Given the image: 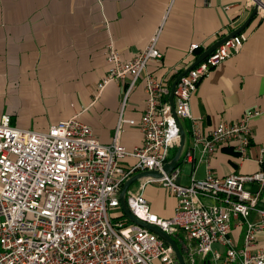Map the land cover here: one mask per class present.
I'll return each instance as SVG.
<instances>
[{
    "label": "built area",
    "instance_id": "built-area-1",
    "mask_svg": "<svg viewBox=\"0 0 264 264\" xmlns=\"http://www.w3.org/2000/svg\"><path fill=\"white\" fill-rule=\"evenodd\" d=\"M255 5V0H253ZM258 12L264 14V1ZM156 31L132 59L123 60L112 43L105 46L107 70L96 84L95 97L110 82L126 81L124 101L151 61L162 53ZM247 36L240 32L228 39L182 75L174 90L175 114L191 120L194 145L201 144L207 156L220 145L230 144L246 159L252 137L251 120L261 114L249 109L234 122H222L207 135L191 115L190 100L198 83L221 62L239 52ZM198 43L190 50L200 49ZM145 106L138 122L140 145L121 143L125 123L134 119L120 115L110 143L103 144L78 114L52 124L45 131L24 129L11 123L9 114L0 117V264H179L173 248L156 233L127 219L115 220L119 194L133 174L146 170L162 172L169 150L180 144L177 122L165 96L164 80L145 76ZM134 162L127 168L121 163ZM188 161L193 153H186ZM258 170L249 174L232 172L219 177L207 172L179 182L175 167L159 179H143L128 189L125 201L134 217L156 226L170 236L183 232L196 240L194 255L210 257L215 264H264V248L257 247L264 232V209L257 207L264 188V156L257 158ZM159 182L177 199L174 214L163 218L154 213L143 191ZM256 182L250 191L245 183ZM258 218L252 220L251 212ZM243 227L241 247H236L232 222ZM174 238V237H173ZM224 247V253L214 248Z\"/></svg>",
    "mask_w": 264,
    "mask_h": 264
},
{
    "label": "crops",
    "instance_id": "crops-1",
    "mask_svg": "<svg viewBox=\"0 0 264 264\" xmlns=\"http://www.w3.org/2000/svg\"><path fill=\"white\" fill-rule=\"evenodd\" d=\"M253 7V0H0V117L9 114L17 127L45 131L78 114L100 142L108 144L122 115L136 122L124 124L121 143L127 148L140 145L145 76L164 80L170 90L176 77L204 50L240 27ZM158 30L162 58L147 64L126 100V81L110 82L95 97L96 84L108 66L105 46L112 43L121 58L129 60ZM242 32L247 36L242 48L198 83L190 111L207 135L219 123L234 122L249 109L260 110L251 120L248 157L241 160L230 144L207 156L201 144L193 143L191 120L180 119L185 138L176 167L182 184H188L191 176L203 178L208 171L219 177L253 173L259 168L258 156H264V14L253 16ZM192 43L200 44V49L191 51ZM180 146L169 150L167 162ZM188 151L193 153L192 161L186 159ZM133 162L127 158L121 165L127 168ZM140 181L128 189L135 190ZM245 186L252 192L259 189L256 182ZM143 194L158 216L174 214L177 199L159 182L148 183ZM257 207L264 209V188ZM113 216L127 219L121 208ZM250 218L256 220L257 213L251 212ZM175 237L192 264L196 240L185 234ZM230 237L241 247L243 227L234 221ZM257 247L264 248V232L258 235ZM214 248L224 253L223 246ZM194 259L193 264H215L210 257L194 255Z\"/></svg>",
    "mask_w": 264,
    "mask_h": 264
},
{
    "label": "water",
    "instance_id": "water-1",
    "mask_svg": "<svg viewBox=\"0 0 264 264\" xmlns=\"http://www.w3.org/2000/svg\"><path fill=\"white\" fill-rule=\"evenodd\" d=\"M262 1L264 0H255V5L250 13V15L248 16V18L246 19V21L237 29L233 30L232 32H230L228 35H226L225 37L221 38L219 41H217L215 44H213L212 46H210L209 48H207L206 50H204L199 56L198 58L195 60V62L188 67L184 72L180 73L176 79L174 80V82L172 83L170 90H169V96H168V102L171 108V113L174 116L178 128H179V132H180V143L181 146L178 150V153L176 154L175 158H173L171 161L166 162L162 168V172L159 170H146V171H141V172H137L135 174H133L131 177H129L123 184L122 188H121V192L119 194V200H120V208L123 211V214L125 215V217L133 222L136 223L142 227H146L148 229H150L151 231H153L154 233H156L159 237H161L166 243H168L174 250L175 253V257L176 260L179 264H188L187 260L185 259V256L181 250V248L179 247L177 241L170 235H168L167 233L163 232L162 230H160L159 228H157L156 226L147 224L145 222H142L140 220H138L136 217H134L132 215V213L130 212V210L128 209L127 205H126V201H125V195L126 192L128 190V188L137 180H143V179H159L162 177L163 173H169L170 171H172L177 164V159L179 157V153L183 147V143H184V138H185V132L184 129L182 127V124L180 122V119L176 116L175 114V108H174V90H175V86L177 84V81L179 80V78L184 75L185 73H187L188 70H190L191 68H193L195 65H197L200 61H202L205 57H207L213 50H215L217 47H219L221 44H223L224 42H226L228 39H230L231 37L235 36L236 34L242 32L247 25L249 24L250 20L253 18V16H255L258 13V8L260 3H262Z\"/></svg>",
    "mask_w": 264,
    "mask_h": 264
},
{
    "label": "rangeland",
    "instance_id": "rangeland-1",
    "mask_svg": "<svg viewBox=\"0 0 264 264\" xmlns=\"http://www.w3.org/2000/svg\"><path fill=\"white\" fill-rule=\"evenodd\" d=\"M117 218H114V221L116 220ZM179 234L181 235V236H183L184 235V233L183 232H179ZM176 235H174V237H175ZM176 238V237H175Z\"/></svg>",
    "mask_w": 264,
    "mask_h": 264
},
{
    "label": "trees",
    "instance_id": "trees-1",
    "mask_svg": "<svg viewBox=\"0 0 264 264\" xmlns=\"http://www.w3.org/2000/svg\"><path fill=\"white\" fill-rule=\"evenodd\" d=\"M198 52H200V51H198Z\"/></svg>",
    "mask_w": 264,
    "mask_h": 264
}]
</instances>
